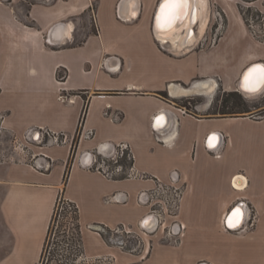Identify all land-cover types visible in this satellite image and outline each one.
I'll return each instance as SVG.
<instances>
[{
  "label": "crops",
  "instance_id": "obj_1",
  "mask_svg": "<svg viewBox=\"0 0 264 264\" xmlns=\"http://www.w3.org/2000/svg\"><path fill=\"white\" fill-rule=\"evenodd\" d=\"M121 1L0 0L1 128L39 150L29 163L1 169L2 218L10 237L0 264H38L60 195L78 209L88 259L113 255V264H215L220 247L238 241L251 253L259 247L255 260L263 262L264 116L209 113L210 103L198 107L202 114L183 112L171 100L183 96L169 88L207 80L215 89L236 91L242 72L264 63V28L249 25L240 0H206L221 13L208 16L201 38L216 24L217 39L181 55L152 31L160 0H127L123 9ZM246 1L264 11V0ZM131 2L136 15L128 17ZM61 94L75 96L74 102H62ZM79 129L92 135L75 145ZM45 131L66 140L51 144ZM120 143L129 145L137 178L108 180L85 166L93 154H112ZM171 182L185 184L181 243L158 244L140 256L108 247L99 230L148 227L152 212L138 197L156 183ZM75 191L91 193L102 209L84 213ZM129 206L135 212L120 216ZM236 206L252 220L248 232L244 223L237 230L242 238L225 230Z\"/></svg>",
  "mask_w": 264,
  "mask_h": 264
},
{
  "label": "rangeland",
  "instance_id": "obj_2",
  "mask_svg": "<svg viewBox=\"0 0 264 264\" xmlns=\"http://www.w3.org/2000/svg\"><path fill=\"white\" fill-rule=\"evenodd\" d=\"M240 1H241V4L243 5L242 12L245 18L248 20L249 25H253V27L257 26L258 28H255V29H258V30L263 29L264 28V11L263 10L260 11L256 7L249 8L248 6H246L247 4H244L245 2H247L246 0H240ZM220 13L221 12L217 10L216 8L214 9L212 8L211 10L208 8V16L212 14L213 16H215L217 14L219 15ZM218 19H220L219 16H218ZM218 24H219V27L223 26V22L221 19L218 21ZM215 25H213L212 27L213 31H209L205 38H201L202 32H200V28H198L195 33L199 35V42L193 45L189 51L194 50L195 52H197L203 46L205 47L211 43L213 44V41L217 39L216 36L219 33ZM94 28H95V23L93 22L92 29ZM258 30L257 32L256 30H254L256 33V34L253 33L254 36H260ZM82 40L83 39H76L75 43L78 44ZM181 55L183 54L181 53ZM195 59L197 60V58ZM63 76H64L63 72L59 73V78ZM202 82L209 83V81L207 80L199 81V82L193 83L192 86L201 84ZM248 86H250V83H248ZM178 87L187 89V87L189 86L187 87L178 86ZM214 90L215 91H213L212 93H209L210 95L196 94V95H189V96H183V97L178 96L180 98L171 99V100L175 104H177L178 107H182L181 105H185L186 107H182L183 108L182 110L184 112L186 111L187 113L202 114L201 111L198 110V107L203 103H210L212 110H210L209 113L220 114L221 110L223 109V101L227 98H234V97L230 96L229 92L223 91L221 87L216 88ZM246 98L247 99L242 100L244 103H246V107H247L246 112L239 114V115L251 116L253 118L261 117L263 115L262 110L264 109L263 107L264 106V90L261 94L255 97H250V98L246 97ZM79 136H80V129L77 131L75 135V140H74L75 145L78 142ZM73 149L74 147L72 148V151ZM37 151L39 150L36 149L35 147L27 146L23 140H20L19 138L17 139L14 135L2 130L1 121H0V177L1 178H2L1 169L3 167H6L7 165H11V164L22 163L23 161L29 163V160L31 159V155ZM100 161L101 159L99 158V162ZM119 163H122L124 169L131 167L130 161H128L126 158L120 159ZM104 165L111 166L109 168L110 170L114 168V165H112V160L110 159H105ZM124 177L125 175H122L121 177H117V178L121 179ZM106 179L112 180L109 178H106ZM95 182L96 181H93L91 182V184H95ZM170 184L165 185L167 188L164 186L163 187L164 191H162L161 189L162 186L160 187L158 183H156L155 187L158 188L159 186V189H158L159 191L153 194V200L148 204L150 206L151 212L154 210L156 212H160V215H161V217L159 218L161 222L160 224H158L157 226L153 228H149V230H144L143 228H140L135 231H128V230H125L123 227H119L115 230H101L100 229L101 231L99 230V233L102 235L103 240L105 241L107 246L113 247L116 249V251H120L123 254L140 256V255H143L145 251L146 252L149 251L153 246L158 245V244L177 245L181 243V240L183 239V237L181 238L180 235L169 237L167 233L171 229V227H173L174 225L181 224L179 216H180V207L182 204L183 190L185 188V184L179 183L178 185L174 184L173 186ZM130 185H135V182L134 184L131 183ZM176 189H177V194H175ZM5 192H6L5 185H3L0 182V258L4 255V250L6 248L7 249L9 248V246L7 245L8 243L7 241H9V237H10L8 235V230L5 229L3 218H2V205H4L3 197L5 195ZM76 194L82 197L79 201L80 202L79 204L84 213L85 212L88 213L94 209L95 210L102 209L99 205V202L95 200L93 201V199L91 198V193L76 192ZM161 201L164 202V205L162 204ZM137 205H139L138 201H137ZM60 207L67 208L65 211L62 209L60 210L59 208L58 212L60 213V216L57 217L59 221L58 224L59 225L64 224L65 227L63 228L59 227L57 230L52 232V234L50 235L49 246H48L49 253H47L45 256L44 264L47 263L46 260H48V258L52 256V249L54 250V248H56L58 250L57 253L66 255L64 250L67 245L65 246L63 242L66 240L68 241V243L72 242V235L69 232L70 228L73 227V221L70 218L71 216L70 214L72 213L71 208H68L66 204H61ZM128 212L129 213L135 212L134 207L129 206L128 208H125L122 214H120V216H126V214L130 215ZM65 216L66 218H64ZM196 216L197 215H195V217ZM251 222L252 220L249 221L248 219L247 224L245 223L244 225L245 231L247 232L249 231V229L251 228ZM226 231L231 233V236L234 238L235 236H238L239 238L244 237L243 236L244 233L238 234L237 231H229V230H226ZM191 241L194 242V240H191ZM54 243L55 245L58 244V246L54 247ZM190 243H188V246H191ZM238 244H240L238 243V241L235 242L234 245H232V247L230 246L231 248H225V246H221L220 250L221 249L222 250L220 252V255L216 257L217 262H215V264H264V260L263 262L255 260V255L259 252L258 250L259 247L255 246V248L253 249L254 251H252L251 253L248 248L243 249V246H239ZM263 249L264 248H262V250ZM55 259H60V256L58 257L55 256ZM114 261H115V257L113 255H107V256H103V257L95 258V259L86 258L85 260L87 264H113ZM194 264H211V263L205 260V261H197Z\"/></svg>",
  "mask_w": 264,
  "mask_h": 264
},
{
  "label": "bare ground",
  "instance_id": "obj_3",
  "mask_svg": "<svg viewBox=\"0 0 264 264\" xmlns=\"http://www.w3.org/2000/svg\"><path fill=\"white\" fill-rule=\"evenodd\" d=\"M187 5L188 9L183 21L178 23L177 19L170 27H164L166 28L164 31L157 33L158 40H161L163 43H169L171 45V50L179 54L189 52L190 48L199 42V35L195 33V30L193 32V26L198 25V28H200V32H202L205 29L208 20V7L206 0H187ZM126 15L128 17L136 15L135 10L133 9L132 2L128 5ZM64 35H70V31L67 29ZM253 69L262 68L255 67L252 68V70ZM252 70H249V72L245 76V78H249L248 82L246 83L245 79H243L241 82L244 88L252 91L251 93H245L244 97H255L261 94L264 90V82H261L260 80L258 81L259 73L252 72ZM249 73H252V75L249 76ZM248 83H250V86H248ZM214 87L215 86L211 85L210 82H202L201 84L193 85L189 89L171 86L169 88V91L171 94L178 97L190 94H209L214 91ZM243 219L244 212L241 206L234 211L233 216L231 217L232 225H240L241 223H243ZM152 220H150L152 223L150 222L151 225L150 227H148V229L156 226V221L153 217Z\"/></svg>",
  "mask_w": 264,
  "mask_h": 264
},
{
  "label": "trees",
  "instance_id": "obj_4",
  "mask_svg": "<svg viewBox=\"0 0 264 264\" xmlns=\"http://www.w3.org/2000/svg\"><path fill=\"white\" fill-rule=\"evenodd\" d=\"M229 93H230V96H233L234 98H227L223 101V109L221 110V113L219 115L237 116L239 114L245 113L247 107H246V103H244L242 100L247 99V98L243 97L237 91H233V92H229ZM160 95L165 97L164 93H160ZM181 106L186 107L185 105H181ZM262 116H264V111H263ZM129 161L132 165V159ZM69 164L67 165V168L65 171L64 181L66 179V175H67V172H68V169L70 166ZM64 203H65V200L60 195L58 200H57V203H56V206H55V209H54V212H53V215H52V218H51L48 230H47V233H46L45 238H44L43 247H42V251L40 254L38 264H44L45 256L47 253H49V251H48L49 238H50V235L52 234V232L57 230L59 227H62V228L65 227L64 224L59 225L58 224L59 221L57 219V217L60 216V213L58 212L59 208L64 210V211L67 209L66 207H60V205L64 204ZM69 204L72 206L71 207L72 213L70 214L71 215L70 218L73 221V227L70 228V230H69V232L72 235V242L68 243L67 240L63 242L65 246L67 245L65 247V250H64L66 255L57 253L58 250L56 248H54V250L52 249V256L50 258H48V260H46L47 263H45V264H87L85 262L86 258L83 255V251H82V247H81V226H80V222H79L78 209L74 205H72V203H69ZM64 218H66V216ZM57 246H58V244L55 245V243H54V247H57ZM55 256H57V257L60 256V259H55Z\"/></svg>",
  "mask_w": 264,
  "mask_h": 264
},
{
  "label": "built area",
  "instance_id": "obj_5",
  "mask_svg": "<svg viewBox=\"0 0 264 264\" xmlns=\"http://www.w3.org/2000/svg\"><path fill=\"white\" fill-rule=\"evenodd\" d=\"M252 27H253V25H252ZM252 32L254 34H256L255 31L252 30ZM59 99L62 102H65V103H73L74 99H75V96H67V95H62L61 94L59 96ZM44 134H45L46 138L49 140V142L51 144L59 145V144L65 142V140H66L65 137H64V139L61 138V135H59L58 133L45 131ZM91 135H92L91 131L81 130L79 139L80 138H86V137H89ZM99 158L101 159L100 162H99ZM123 158H126L128 161L132 159V155H131V152L129 150V145L127 143H120V144L116 145L115 148H114V153L109 154V155L93 154L92 161H91V164H90L89 168L97 171L98 173H100L101 175H103L104 177L109 178V179H115L117 177H121L122 175H125L124 178H126V179L137 178V175L134 173L132 166L127 168V169H124L123 165L121 163H119V160L123 159ZM105 159L112 160V165H114V168H112L110 170L109 168L111 166H105L104 165V160ZM236 183H238V182H236ZM170 185L173 186L174 183H171ZM159 186L160 187L162 186L161 189H162V191H164L163 187L165 185H159ZM159 186H158V188L156 187V189L151 190V192L150 191H145V192L141 193L140 196L138 197L139 203H141V204H149L153 200V194L156 193L157 191H159L158 190ZM232 186L234 188L238 189L237 188L238 185L232 184ZM168 188H170V187H168ZM175 194H177V189L175 191ZM65 202L66 203H64V204H66L69 208L72 207L69 204L70 202H68V201H65ZM162 204L164 205V202H162ZM149 216L153 217L155 219V221L157 222L156 226L161 223L160 219H159L161 217L160 212L153 211ZM148 227H150V226H148ZM148 227H143V229L144 230H149ZM183 230H184V225L183 224H179V225L176 224L173 227H171V229L168 231L167 235L169 237H172V236H175V235H181Z\"/></svg>",
  "mask_w": 264,
  "mask_h": 264
},
{
  "label": "water",
  "instance_id": "obj_6",
  "mask_svg": "<svg viewBox=\"0 0 264 264\" xmlns=\"http://www.w3.org/2000/svg\"><path fill=\"white\" fill-rule=\"evenodd\" d=\"M126 1L127 0H122L121 1V4H120V8L121 9H123L122 7L124 6V4L126 3ZM163 2H164V0H160L159 1V3H158V5H157V7H156V10H155V13H154V17H153V24H152V31H153V33H154V35H155V37H157V33H159V32H161V31H164L166 28H164V27H160V26H158V24H157V17L160 15V7H161V5L163 4ZM187 9H188V5H187V7L183 10V14L178 18V23H180L181 21H183V19H184V17H185V14L187 13ZM121 13V12H120ZM122 15H124L123 13H121L120 15H119V17H123ZM195 27H196V25L195 26H193V32H194V30H195ZM264 63H262V62H256V63H253V64H251V65H249L243 72H242V74H241V77H240V79H239V81H238V83H237V92L238 93H240L242 96H244L245 95V93H251L252 91L251 90H249V89H246V88H244L243 87V84H241V82H242V80L243 79H245V76L247 75V73L249 72V70H252V68H255V67H260V68H264V65H263ZM258 81H259V79H258ZM192 87V85H190L189 87H187V89H189V88H191ZM170 92V91H169ZM190 95H196V94H190ZM207 95H210V94H207ZM246 98V97H245ZM109 148H113L112 146H108ZM109 154H111V153H109ZM108 154V155H109ZM88 158L90 157V154H88V156H87ZM91 161H92V158H90V164H91ZM90 164H89V162L87 163V164H85V166H87V167H89L90 166ZM241 204V203H240ZM239 205V204H238ZM236 209H238V207L236 206V207H234L231 211H230V213H228V215H227V217H226V219H225V222H224V224H225V227H226V229L227 230H229V231H237L238 229H240L241 228V226H242V223L240 224V225H232L231 227H229V220H231V217L233 216V213H234V211L236 210ZM245 213V212H244ZM244 219H245V214H244ZM243 219V220H244ZM150 220H152V217H150V216H148L147 218H146V225L145 226H150L151 225V221ZM153 221V220H152ZM151 222V223H150ZM244 222V221H243ZM155 227V226H154Z\"/></svg>",
  "mask_w": 264,
  "mask_h": 264
},
{
  "label": "snow or ice",
  "instance_id": "obj_7",
  "mask_svg": "<svg viewBox=\"0 0 264 264\" xmlns=\"http://www.w3.org/2000/svg\"><path fill=\"white\" fill-rule=\"evenodd\" d=\"M187 7V0H164L160 7V15L157 17V24L160 27H170L182 14ZM252 72H258V79L264 82V68L253 69ZM252 73H249L251 76ZM248 77L245 78L246 83ZM232 226V221L229 220V227Z\"/></svg>",
  "mask_w": 264,
  "mask_h": 264
},
{
  "label": "flooded vegetation",
  "instance_id": "obj_8",
  "mask_svg": "<svg viewBox=\"0 0 264 264\" xmlns=\"http://www.w3.org/2000/svg\"><path fill=\"white\" fill-rule=\"evenodd\" d=\"M154 211H155V210H154ZM152 212H153V211H152ZM247 222H248V220L245 219L243 223L245 224V223H247ZM244 224H242V226H243ZM242 226H241V227H242ZM225 228H226V227H225ZM226 230H227V229H226Z\"/></svg>",
  "mask_w": 264,
  "mask_h": 264
}]
</instances>
